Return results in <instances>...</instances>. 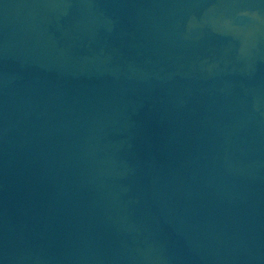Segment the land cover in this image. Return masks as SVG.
Returning a JSON list of instances; mask_svg holds the SVG:
<instances>
[{"label": "water", "instance_id": "water-1", "mask_svg": "<svg viewBox=\"0 0 264 264\" xmlns=\"http://www.w3.org/2000/svg\"><path fill=\"white\" fill-rule=\"evenodd\" d=\"M0 264H264V0H0Z\"/></svg>", "mask_w": 264, "mask_h": 264}]
</instances>
